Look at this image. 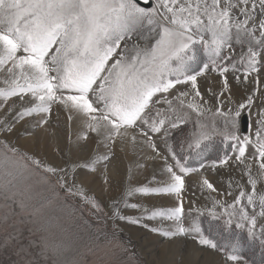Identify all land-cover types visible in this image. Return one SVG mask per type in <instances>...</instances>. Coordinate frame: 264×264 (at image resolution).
Returning a JSON list of instances; mask_svg holds the SVG:
<instances>
[{"label":"snow or ice","instance_id":"snow-or-ice-1","mask_svg":"<svg viewBox=\"0 0 264 264\" xmlns=\"http://www.w3.org/2000/svg\"><path fill=\"white\" fill-rule=\"evenodd\" d=\"M142 3L144 6L140 0H0V84L4 85L0 87V113H3L0 133H12L21 121L34 116L39 117L36 127H43L49 123L53 106H59L70 114L69 119L71 114L82 117L84 130L78 139L87 140L91 132L103 134L98 143L107 141L109 148L117 139L127 140L135 148L137 138L141 137L140 142L155 153L153 158L164 162L168 181L156 188L130 187L127 195L174 194L178 201L175 207L155 210L148 216L173 221V228L152 231L162 232L168 238H191L204 249L223 253L225 264H240L244 259L240 241L222 245L205 234L200 223L203 211L192 208L186 213L181 194L185 190V177L205 167L206 141L220 136L226 152L219 165L227 166L229 161L243 165L251 192L241 190L230 205L214 200L213 208L219 206L223 212L209 214L213 219L225 216L226 229L231 230L235 223L236 228L246 229L250 238L257 237V217H264V194L256 192L258 181L251 174L246 148L254 146L251 159L257 161L264 177V88L260 80L264 70V0H142ZM133 33H139L150 43L143 47L139 44L129 47L125 43L121 48V42L131 40ZM233 41L246 48L238 59L222 54L232 48ZM197 45L207 62L199 61ZM229 68L233 72L243 68V81L239 76L235 79L246 84L251 78L254 85L235 112L230 107L225 110V100L221 99L229 93L227 102H233L225 75ZM209 72L219 73L222 86L219 93L208 90L216 97L217 106L211 123L207 124L201 118L211 107L200 91L198 77ZM178 85L186 90L182 91ZM170 94L172 99L168 98ZM258 100L255 136L241 138L237 134L241 110H251ZM161 103L167 105L165 110L156 107ZM192 113L199 127L189 143L194 155H179L167 138ZM217 118L222 121L219 128ZM153 136L164 142L168 155L160 152ZM3 148L6 152L0 156V171L10 178L7 184L12 183L19 169H39L46 174L44 180L49 175H59L57 183L61 188L101 210L95 197L87 194L83 183H78L77 170L95 174L102 166L100 174L106 184L109 154L57 168L7 143ZM228 151L235 154L234 158ZM192 160H198L199 167H193ZM216 165L214 160L209 166ZM200 186L217 191L206 177H202ZM20 206L28 207L23 201ZM124 207L140 205L125 200ZM39 211L33 209L34 213ZM112 215L131 224L140 223L139 218L121 214L120 202L113 203ZM259 236L264 243V225Z\"/></svg>","mask_w":264,"mask_h":264},{"label":"rangeland","instance_id":"rangeland-1","mask_svg":"<svg viewBox=\"0 0 264 264\" xmlns=\"http://www.w3.org/2000/svg\"><path fill=\"white\" fill-rule=\"evenodd\" d=\"M125 43L129 47L132 44L143 47L150 41L142 39L139 33H133L131 40L121 42V48ZM196 47L199 61L207 62L203 50L199 45ZM245 50L246 48L233 41L232 48L225 49L222 54L238 59ZM225 75L231 86L230 95L233 102H227L229 93H225V97L221 99L225 100V110L230 107L235 112L239 103L251 93L254 85L251 78L246 84L235 79L239 76L243 81V68L238 72H233L229 68ZM260 80L264 88V70L261 72ZM198 85L204 99L209 101L211 107V111H205L201 122L210 124L212 113L216 110L217 99L210 95L208 90L219 93L222 77L218 72H209L198 77ZM3 86L0 84V87ZM177 87L182 91L186 90L185 86ZM168 98L172 99V95L170 94ZM190 99L191 97L188 98ZM259 104L258 100L257 105L251 110H241L237 121V134L241 138H254ZM156 107L165 110L167 105L161 103ZM2 115L3 113H0V116ZM69 115L59 106H53L47 125L36 127L39 117H28L21 121L12 133H0V156L6 152L3 144L7 143L10 147L18 148L21 153L39 159L43 164L67 168L72 163L109 154L111 159L107 164L106 184L100 174L103 171L102 166L95 174H90L86 169L77 170L78 183H83L87 194L95 197L101 210L97 211L79 196L70 195L61 188L57 183L59 175H49L47 180H44L46 174L42 170L19 169V174L9 185L7 181L10 178L0 171V264H225L223 253L204 249L191 238H168L162 232L152 231L153 228H173V221L162 217L149 219L148 216L152 211L175 207L178 202L174 194L127 195L130 187L156 188L168 181V175L163 170L164 162L153 158L155 153L147 144L140 142L141 137L137 138L135 148L127 140L121 139H117L109 148L106 146L107 141L98 143L103 139V134L97 136L96 133L91 132L87 140H81L78 137L84 130L82 117L71 114L69 119ZM243 115H247L249 121L246 132L242 130ZM196 119L195 113H192L186 123L171 130L168 135L167 143L177 154L194 155L189 149V143L193 134L199 130ZM216 126L218 128L222 126L219 118L216 120ZM153 140L156 141L160 152L168 155L164 142L158 136H153ZM206 144L205 167L200 169L199 173L185 177V190L181 194L185 212L192 208L202 210L200 223L205 234L212 235L220 244L234 243L238 239L241 243L240 254L244 258L240 264H264V243H261L259 236V229L264 225V217H257L258 234L252 239L246 229L236 228L235 223L231 230L226 229L225 216L213 219L209 214L210 211L223 212L219 206L213 208L214 200H221L226 205H230L241 190L251 192V185L248 183V174L243 165H237L232 161H229L227 166L219 165V159L226 152V146L220 136H214L212 140L206 141ZM254 151L252 144L247 146L246 157L249 158L247 162L251 164L252 176L258 181L256 192L264 194V177L261 176L257 161L251 159ZM227 154L234 158L233 152L228 151ZM214 160L217 161V165L210 167ZM190 163L193 167H199L200 162L192 160ZM29 168L32 169V166L29 165ZM202 177H206L217 191L202 189L200 186ZM228 192L232 194L227 195ZM125 200L128 204H137L140 207H124ZM21 201L28 207L22 209ZM114 202H120L122 215L139 218L140 223L131 224L115 219L112 215ZM33 209L40 211L34 213ZM144 209H148V212L145 213ZM251 213L249 207V214ZM192 245L197 247L198 257H192L190 253ZM207 251H211L213 257H209Z\"/></svg>","mask_w":264,"mask_h":264},{"label":"bare ground","instance_id":"bare-ground-1","mask_svg":"<svg viewBox=\"0 0 264 264\" xmlns=\"http://www.w3.org/2000/svg\"><path fill=\"white\" fill-rule=\"evenodd\" d=\"M44 134H46V135H48V133L47 132H44ZM49 136V135H48ZM44 144H45V141L43 142ZM176 200H177V198H176ZM178 202V201H177ZM190 250H191V255H192V257H198V252H197V247H195L194 245H192L191 247H190ZM207 254H208V256L209 257H211L212 255H213V253L211 252V251H207L206 252ZM213 257V256H212Z\"/></svg>","mask_w":264,"mask_h":264},{"label":"water","instance_id":"water-1","mask_svg":"<svg viewBox=\"0 0 264 264\" xmlns=\"http://www.w3.org/2000/svg\"><path fill=\"white\" fill-rule=\"evenodd\" d=\"M141 2V6H144L143 3H142V0H140ZM241 122H242V130L243 132H246L247 131V128H248V116L247 115H243L242 116V119H241Z\"/></svg>","mask_w":264,"mask_h":264},{"label":"trees","instance_id":"trees-1","mask_svg":"<svg viewBox=\"0 0 264 264\" xmlns=\"http://www.w3.org/2000/svg\"><path fill=\"white\" fill-rule=\"evenodd\" d=\"M187 128V127H186Z\"/></svg>","mask_w":264,"mask_h":264}]
</instances>
